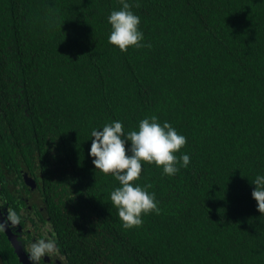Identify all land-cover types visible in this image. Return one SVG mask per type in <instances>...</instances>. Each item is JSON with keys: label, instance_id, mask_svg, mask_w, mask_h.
Returning a JSON list of instances; mask_svg holds the SVG:
<instances>
[{"label": "trees", "instance_id": "obj_1", "mask_svg": "<svg viewBox=\"0 0 264 264\" xmlns=\"http://www.w3.org/2000/svg\"><path fill=\"white\" fill-rule=\"evenodd\" d=\"M127 2L150 48L108 42L119 0H0L1 193L32 177L69 264H264V0ZM153 115L190 163L141 162L160 213L125 230L91 131Z\"/></svg>", "mask_w": 264, "mask_h": 264}, {"label": "clouds", "instance_id": "obj_2", "mask_svg": "<svg viewBox=\"0 0 264 264\" xmlns=\"http://www.w3.org/2000/svg\"><path fill=\"white\" fill-rule=\"evenodd\" d=\"M120 10H114L107 18L111 26L108 42L125 52L129 46L136 48L151 47L143 43V33L139 31L140 17L131 10L132 5L127 0H119ZM139 7V4L135 5ZM91 146L89 156L93 157L94 168L104 174H111L120 186L110 194L112 205L117 209L118 217L125 230L140 227L144 215L156 213L160 209L155 193L148 192L152 187L147 184L141 187L132 183L140 178L142 164H155L163 167L164 175H174L181 167H187L190 156L174 155L186 144V137L178 134L168 122L160 124L155 115L142 119L138 130L125 134L120 121L106 123L102 130L91 131ZM254 189L252 198L256 201L257 211L264 214V176L258 175L252 182ZM12 223H18L19 217L10 214ZM0 227H3L0 225ZM56 252L54 241L40 238L30 243L28 259L31 264L39 262Z\"/></svg>", "mask_w": 264, "mask_h": 264}, {"label": "flooded vegetation", "instance_id": "obj_3", "mask_svg": "<svg viewBox=\"0 0 264 264\" xmlns=\"http://www.w3.org/2000/svg\"><path fill=\"white\" fill-rule=\"evenodd\" d=\"M12 181L16 184L11 191L16 198L15 203L11 205L8 203L6 198L1 192L3 187L0 182V209L5 214V220L8 223L10 231L6 230V227L2 224L0 219V225L3 227L0 231V236L3 239V243L0 244V264H26V258L28 263L31 261L28 259V248L31 242L34 240L45 238L50 236V239L54 241L56 252L52 255L44 257L39 264H69L65 251L60 247L57 241V236L55 235L51 225L50 219L47 216L46 207L44 202L41 200L42 196L37 192V201L34 203L36 209L31 208L32 202H29V193L33 194L35 190H31L26 186L27 181ZM35 183V181H33ZM21 192L24 193V199L20 198V188ZM8 188V187H7ZM10 188V185H9ZM23 202V203H22ZM16 207V208H15ZM17 211L16 216L19 217L18 223H12L10 219V214ZM31 213L38 216L39 220L42 222V226L49 229L48 235L43 236L42 233L34 232L35 229L28 228L27 223L36 228L40 221H37L31 217ZM47 225V226H46ZM3 235V236H2Z\"/></svg>", "mask_w": 264, "mask_h": 264}, {"label": "rangeland", "instance_id": "obj_4", "mask_svg": "<svg viewBox=\"0 0 264 264\" xmlns=\"http://www.w3.org/2000/svg\"><path fill=\"white\" fill-rule=\"evenodd\" d=\"M24 181H27L26 186L28 188H30L31 190H35V188H36L35 183L33 182L32 177H30L27 173H24ZM17 187H19V186H17ZM28 194L30 195L29 196V199H28L29 202H32L33 203L32 206H31V208L36 209V207L34 206V203H36V201H37V192H34L33 194H31V193L28 192ZM21 197L24 199L25 195H24V193L21 192V188H20V198ZM31 217L33 219L37 220V221H40L39 218H38V216H35L32 213H31ZM0 219L2 221V224L6 227V230L7 231H10L9 226H8V223L5 220V214L1 211V209H0ZM27 226H29L28 228L31 227V229H33V230L35 229L34 232L42 233L43 236H41V237H44V236L48 235V232H50L49 229H48V227L45 228V227L42 226V222L41 221H40L39 225L36 228H34L29 223H27ZM47 238L50 239V236H47ZM25 260H26L25 263L26 264H29L27 258Z\"/></svg>", "mask_w": 264, "mask_h": 264}]
</instances>
